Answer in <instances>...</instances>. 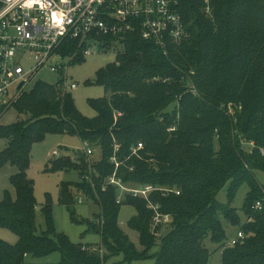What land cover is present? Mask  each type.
Here are the masks:
<instances>
[{"label":"trees","instance_id":"16d2710c","mask_svg":"<svg viewBox=\"0 0 264 264\" xmlns=\"http://www.w3.org/2000/svg\"><path fill=\"white\" fill-rule=\"evenodd\" d=\"M176 1L187 37L166 54L138 32L97 37L102 46L117 42L122 49L96 72L95 83L107 95L88 101L94 117L83 116L69 92L37 81L15 105L24 118L0 125L6 141L0 167L13 168L14 189V196L5 190L0 197V227L17 236L13 244L0 239V264H36L26 256L53 252L59 260L46 264H106L114 257L120 259L111 264L149 258L152 264H206L207 242L221 249V264H264V186L253 172L264 171V0H209V14L203 0ZM77 48L71 40L61 50L68 55ZM82 56L76 54L74 62ZM229 102L243 106L235 119L221 107ZM235 131L254 142L251 152L242 149ZM49 133L77 135L99 151L92 164L88 155H76L78 180L59 189V203L73 221L99 235L97 246L73 243L58 232L48 202L40 207L44 229L36 225L27 169L32 145ZM138 142L142 147L133 153ZM70 167L69 161L51 160L49 170ZM113 176L127 188L155 189L147 198L122 193L109 183ZM241 184L247 186L243 222L232 206ZM225 186L227 201L221 202L217 194ZM71 187L94 200L99 210L90 219L74 216ZM259 200L261 207L253 208ZM148 202L169 215L165 234L153 233L162 223L153 225ZM123 204L135 209L127 226L137 232L138 246L118 224ZM223 222L243 232L231 246L223 247Z\"/></svg>","mask_w":264,"mask_h":264},{"label":"built area","instance_id":"2783aa9c","mask_svg":"<svg viewBox=\"0 0 264 264\" xmlns=\"http://www.w3.org/2000/svg\"><path fill=\"white\" fill-rule=\"evenodd\" d=\"M134 32L164 54L169 47L179 45L187 37L176 0H0V119L45 64L50 63L49 69L61 74L55 83L58 89L78 85L66 84L63 72L66 66L52 64L55 57L57 61L63 59L59 49L66 47L69 41H76L78 48H83L86 54L95 42L99 43V36L122 38ZM26 61L31 64L24 67ZM20 83L22 86L17 89ZM83 143L84 154L91 155V147ZM141 147L142 143L138 142L132 152ZM52 155L57 156L58 152L55 150ZM112 160L115 161L114 157ZM109 183L119 186L122 193L130 192L145 198L155 189L151 185L127 188L114 176L109 178ZM76 200L82 202L81 197ZM120 201L118 195L117 202ZM261 204L260 200L256 201L253 208L259 209ZM148 207L155 212L154 226L169 222V215L159 213L157 205L148 202ZM242 237L243 232L238 230L223 247L235 244Z\"/></svg>","mask_w":264,"mask_h":264},{"label":"rangeland","instance_id":"374dc122","mask_svg":"<svg viewBox=\"0 0 264 264\" xmlns=\"http://www.w3.org/2000/svg\"><path fill=\"white\" fill-rule=\"evenodd\" d=\"M203 2L206 5L204 12L209 14L211 12V9L208 5L209 0L207 3L205 0H203ZM98 39L99 38H97V40ZM95 43L96 44L92 45L90 52L86 54L83 53V48H77L71 54L67 55L65 52L63 53V50H61L62 48H60L59 55L63 57V59L61 61H57V57H55L52 60V64L66 66V69L63 67V72L66 76V84H78L75 88L68 87L66 90H57L60 91V93L69 92L74 98L77 110L85 117H94L96 115L95 110L89 105L88 101L90 99H96L107 95L104 88L101 85L95 83L96 72L106 64L115 61L116 53L122 49V45L117 42L114 45H109L110 47L102 46L100 42ZM78 53H81L84 59L81 62H74L77 58L76 54ZM29 64H31V61H26L24 62L23 66L25 67ZM49 64L50 63L42 66L34 74L30 82L25 85L24 89L18 93L16 98L10 103L7 110L2 114L0 125L13 123L24 118V115L19 114L15 110V105L18 103L21 95L24 92H28L37 81L45 82L46 84L54 86L55 83L61 78V74L59 72H53L49 69ZM175 102L176 101L171 103L169 108H172ZM221 107L226 110V112L234 119L236 118L235 116L237 114H241L243 110V106L240 102H229L227 104L222 103ZM235 132L238 135L237 139L239 140V144L242 146V149L246 152H251L252 148L255 147L254 142L252 140L248 141L245 136L239 134L237 131ZM5 144L6 141L0 139V151L5 147ZM84 149L85 145L77 135L66 133L46 134L42 141L34 143L31 147V159L27 169V176L32 181L33 185V194L37 206V227L39 229H44V220L40 213V207L48 202L51 205L53 224L58 232L64 233L73 243H91L92 246H97L100 240L99 235L94 232L87 231L88 225L85 222L73 221L66 207L59 203V189L61 184H71L78 180L77 168L79 166V162L76 159V155L80 152H83ZM91 149V155L87 156L89 164H92L94 161H96L100 155L97 149L92 147ZM55 150L58 152V155H51L52 151ZM263 151L264 149L260 148L261 154H263ZM51 160L69 161L71 167L69 169L49 170ZM12 172L13 168L10 166L3 168L0 167V197L3 195L5 190H8L14 196V189L9 181V175ZM253 172L257 180L264 186V171L254 170ZM246 192V184H241L237 189L232 202V206L236 207L237 212L240 215L241 222L244 220L246 221V217L241 211ZM70 194L74 198V216L78 220L90 219L93 216V213L99 210L95 205L94 200L82 190H77L76 188L71 187ZM76 197H81L82 202L79 203L76 200ZM121 198L123 199V196ZM217 200L221 202L227 201L226 186L217 194ZM134 215V207L128 204L121 205L118 212V224L120 228L128 235L130 240L138 246L139 243L137 232L127 226L128 219ZM223 224L226 229L227 239L234 238L236 236V232L239 229L238 226H232L225 222H223ZM160 225L161 226H159L157 231H155L156 229H152L156 236L165 234L168 230L166 223H162ZM0 239L13 244L17 240V236L11 230L0 227ZM206 245L211 250L206 264H221V249H215L216 246L210 242H207ZM59 258V252H53L43 257H33L30 254L26 256V260L29 262H35L36 264L57 262ZM118 259L119 257H114L106 264L118 262ZM152 263L153 259L149 258L145 260L133 261L131 264Z\"/></svg>","mask_w":264,"mask_h":264},{"label":"water","instance_id":"95a60500","mask_svg":"<svg viewBox=\"0 0 264 264\" xmlns=\"http://www.w3.org/2000/svg\"><path fill=\"white\" fill-rule=\"evenodd\" d=\"M21 86H22V83H20V84L18 85L17 89H20ZM83 155H84V152H80V153L77 154V158L80 159Z\"/></svg>","mask_w":264,"mask_h":264},{"label":"crops","instance_id":"0c3cea01","mask_svg":"<svg viewBox=\"0 0 264 264\" xmlns=\"http://www.w3.org/2000/svg\"><path fill=\"white\" fill-rule=\"evenodd\" d=\"M53 152V151H52ZM51 155H52V153H51ZM16 242V241H15ZM119 259H120V257H119Z\"/></svg>","mask_w":264,"mask_h":264},{"label":"snow or ice","instance_id":"6c2138e0","mask_svg":"<svg viewBox=\"0 0 264 264\" xmlns=\"http://www.w3.org/2000/svg\"><path fill=\"white\" fill-rule=\"evenodd\" d=\"M54 18H55V15H54Z\"/></svg>","mask_w":264,"mask_h":264}]
</instances>
